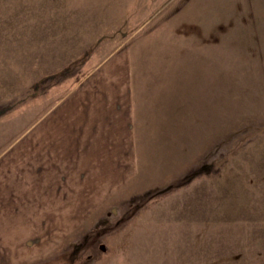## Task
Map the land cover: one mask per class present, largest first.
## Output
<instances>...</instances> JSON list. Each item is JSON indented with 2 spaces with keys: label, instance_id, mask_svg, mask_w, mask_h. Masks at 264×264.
<instances>
[{
  "label": "rangeland",
  "instance_id": "rangeland-1",
  "mask_svg": "<svg viewBox=\"0 0 264 264\" xmlns=\"http://www.w3.org/2000/svg\"><path fill=\"white\" fill-rule=\"evenodd\" d=\"M119 47L168 121L120 201L53 212V62ZM0 264H264V0H0Z\"/></svg>",
  "mask_w": 264,
  "mask_h": 264
},
{
  "label": "crops",
  "instance_id": "crops-1",
  "mask_svg": "<svg viewBox=\"0 0 264 264\" xmlns=\"http://www.w3.org/2000/svg\"><path fill=\"white\" fill-rule=\"evenodd\" d=\"M82 55L53 62V86L69 85L53 98V144L36 154L53 160V212L56 203H81L78 217L89 218L90 202L121 200V189L138 177L139 155L154 154L151 140L168 119L131 54L119 47L96 63L92 56L88 68L74 63Z\"/></svg>",
  "mask_w": 264,
  "mask_h": 264
}]
</instances>
